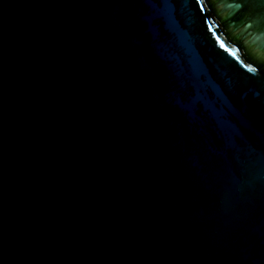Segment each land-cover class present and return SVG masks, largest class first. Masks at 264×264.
I'll return each mask as SVG.
<instances>
[{
    "label": "water",
    "instance_id": "obj_1",
    "mask_svg": "<svg viewBox=\"0 0 264 264\" xmlns=\"http://www.w3.org/2000/svg\"><path fill=\"white\" fill-rule=\"evenodd\" d=\"M204 7L0 0V264H264V3Z\"/></svg>",
    "mask_w": 264,
    "mask_h": 264
},
{
    "label": "snow or ice",
    "instance_id": "obj_2",
    "mask_svg": "<svg viewBox=\"0 0 264 264\" xmlns=\"http://www.w3.org/2000/svg\"><path fill=\"white\" fill-rule=\"evenodd\" d=\"M194 2H195V4L196 5H199L200 6V12H205V7H204V4L205 3H207V0H194ZM259 2H261V3H264V0H259ZM233 5H229V7H232ZM235 7L237 8V9H239V8H242L243 7V2H236L235 3ZM222 48H224V45L223 44H221L220 45ZM225 51H227V49H225ZM250 70H253V69H250Z\"/></svg>",
    "mask_w": 264,
    "mask_h": 264
}]
</instances>
